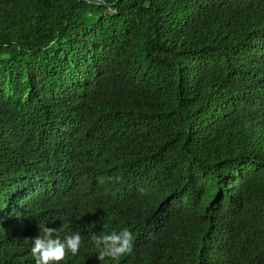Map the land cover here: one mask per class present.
<instances>
[{
	"label": "trees",
	"instance_id": "trees-1",
	"mask_svg": "<svg viewBox=\"0 0 264 264\" xmlns=\"http://www.w3.org/2000/svg\"><path fill=\"white\" fill-rule=\"evenodd\" d=\"M43 227L264 264V0H0V264Z\"/></svg>",
	"mask_w": 264,
	"mask_h": 264
},
{
	"label": "clouds",
	"instance_id": "clouds-1",
	"mask_svg": "<svg viewBox=\"0 0 264 264\" xmlns=\"http://www.w3.org/2000/svg\"><path fill=\"white\" fill-rule=\"evenodd\" d=\"M53 43H55L53 41ZM103 182V181H101ZM43 235L37 236L33 241L31 248L32 257L36 264H49V262H60L65 258L66 249L76 254L81 245V236L76 233L72 236L66 237L65 240L51 239V235L55 229L43 227L41 229ZM95 244L100 249V258L109 256L117 258L131 250L132 233L128 229H123L117 233L93 237ZM103 242V247L101 246Z\"/></svg>",
	"mask_w": 264,
	"mask_h": 264
}]
</instances>
